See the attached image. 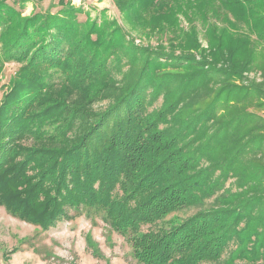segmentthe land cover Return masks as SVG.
I'll use <instances>...</instances> for the list:
<instances>
[{
    "label": "trees",
    "instance_id": "16d2710c",
    "mask_svg": "<svg viewBox=\"0 0 264 264\" xmlns=\"http://www.w3.org/2000/svg\"><path fill=\"white\" fill-rule=\"evenodd\" d=\"M201 1L202 5L194 4L195 18L189 16V8L184 14L189 28L183 37V54L167 53L176 48L171 44L168 49L158 45L152 53L155 58L145 60L138 80L112 99V108L89 124L74 147L43 155L35 149L29 155L32 162H46L49 167L48 175L37 179L40 195L53 192L44 206L39 205L43 215L30 210L39 221L46 218L48 226L65 215L67 207L84 208L119 224L120 232L139 233L179 209L201 208L195 217L177 224L171 236L167 233L157 240L138 235L139 259L144 264H210L235 241V260L258 264L264 259V118L248 111L258 104L254 98L241 100L240 107L245 109L237 112L232 111L230 99L220 105L218 81H209L214 72L229 76L227 81L231 76L244 78L240 70L256 71L264 80V63L255 61L258 53L264 59L260 52L264 0ZM63 15V11L38 13L16 29L9 47V59L26 63L0 109L1 181L8 175L10 169L2 173L3 165L12 158L16 144L29 135L47 142L59 137L36 135L46 117L28 114L43 96L42 78L69 73L64 45L76 41V48L84 42L73 33L75 20H65ZM182 26L175 21L167 28L177 31ZM35 30L37 42L27 33ZM201 40L207 48H202ZM197 52L201 61L196 62L206 69L192 76L198 80L205 75V85L201 86L202 81L193 85L192 76L186 81L150 80L151 74L165 77L160 75L162 59L158 57L165 56L169 66L182 68L184 61L188 66L195 63L190 53ZM215 64L225 69H214ZM159 100L162 109H155ZM134 180H139L138 187L118 199V189L131 187ZM247 235L260 238L253 259L244 239Z\"/></svg>",
    "mask_w": 264,
    "mask_h": 264
},
{
    "label": "rangeland",
    "instance_id": "374dc122",
    "mask_svg": "<svg viewBox=\"0 0 264 264\" xmlns=\"http://www.w3.org/2000/svg\"><path fill=\"white\" fill-rule=\"evenodd\" d=\"M201 2V0H0V109L26 63L9 59L12 52L9 47L15 40L16 29L21 28L24 22L30 18L36 19L38 13L50 11L58 15L63 11L65 20H75L77 26L73 33L78 38L77 41H84L76 48L74 47L76 41L64 45L63 53H66L70 66L66 72L69 73H64L63 77L59 78L50 74L42 78L43 96L40 98L39 106L28 114H42L46 117L44 127L40 126L35 132L36 135L46 134L47 137L59 135L58 139L54 142H47L45 138L37 141L36 136L29 135L27 140L16 144L12 158H8L3 165L2 173L4 170H10L8 175L3 176L2 181L0 179V264H144L138 256V235L157 237V240L167 233L171 236L177 224L188 221L201 211V208L195 207L179 209L144 226L139 233L132 231L126 233L122 229V232L117 229L119 224L104 221L101 214L97 215L84 208L77 210L67 207L65 215L47 226L46 218L39 221L35 217L36 214H30V210L40 211V216L45 213L41 206L49 201L53 192L40 195L42 187L36 183L43 174L48 175L49 167L46 162L38 165L40 161L32 162L29 157L35 149L41 151L39 153L43 155L54 150L61 152L64 147H74L83 138L89 124L95 123L112 108V99L138 80L145 60L153 61L155 57L152 53L158 45L168 49L171 44L176 48L174 51L166 50L167 53L183 54V37L189 28L184 14L187 15L189 8V16L195 18L194 4L202 5ZM175 21L181 22L182 30L173 31L167 28ZM231 21L236 23L235 18ZM34 22L36 24L38 21ZM34 24L28 25L30 27ZM245 29L243 26L242 30L246 31ZM36 31L27 33L37 42ZM252 39L256 40V35H253ZM201 44L202 48H207L205 41L201 40ZM260 52L264 53V48H260ZM190 54L195 63L188 66L184 61L186 65L182 68H177L176 65L169 66L164 59L165 56L158 57L162 59L161 68H158L160 75L165 77L160 79L151 74L150 80L186 81L192 75H201L206 68L203 63H197L201 61L198 52ZM206 57L212 58L209 55ZM255 61L264 63L259 53ZM214 69L225 67L215 64ZM214 73H211L209 79H212L209 81L213 79L218 81L217 88L222 95L220 105L225 99H230L229 104L231 106L233 104L232 111L237 112L245 109L240 107L241 100L254 98L258 104H254L248 111L264 118V80L258 72L240 70L244 78L231 76L228 81L225 79L229 76L224 73ZM199 78L195 80L192 76L190 81H195L193 85L199 81L203 82L205 75ZM203 85L204 82L201 86ZM155 89L153 87L152 90ZM159 103L160 100L154 106L155 109L160 108ZM206 103L205 100L204 104ZM71 130L74 131L71 133ZM63 133L65 134L62 136ZM45 156H50V153ZM20 169L22 172H19ZM138 181L134 180L131 187L124 185L119 188L117 198L138 187ZM7 189V193H3ZM212 201L213 199L209 200ZM244 226L245 224H242L241 228ZM236 233L238 232H235L233 237ZM244 239H248L250 258H255V248L260 238L247 235ZM148 242L146 240L145 244ZM235 244L236 241L228 244L230 248L223 252L218 261L210 264H252L249 260L244 262L241 259L240 263V260L233 258L238 247ZM263 260L259 259L258 264Z\"/></svg>",
    "mask_w": 264,
    "mask_h": 264
}]
</instances>
